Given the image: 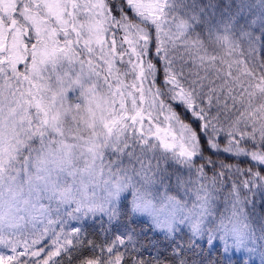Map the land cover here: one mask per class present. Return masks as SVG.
Returning a JSON list of instances; mask_svg holds the SVG:
<instances>
[{
  "label": "snow or ice",
  "instance_id": "snow-or-ice-1",
  "mask_svg": "<svg viewBox=\"0 0 264 264\" xmlns=\"http://www.w3.org/2000/svg\"><path fill=\"white\" fill-rule=\"evenodd\" d=\"M188 29L169 20L167 0H0V188L16 180L22 138L59 145L57 167L74 177L60 184L48 168L35 176L29 196L51 201V192L60 206L39 203L46 220L35 230L0 231V264H188L203 258L201 238L216 251V239L237 248L253 242L241 208L254 189L264 192V53L248 31L226 28L205 42ZM63 65L69 71H54ZM129 139L198 177L191 207L154 225L167 244L126 222L139 206L122 211L97 193L107 183L96 164L101 150L127 148ZM77 155L83 165L68 168ZM126 187L118 181L110 195ZM219 192L231 207L214 215ZM98 213L101 230L85 235L78 222Z\"/></svg>",
  "mask_w": 264,
  "mask_h": 264
},
{
  "label": "trees",
  "instance_id": "trees-1",
  "mask_svg": "<svg viewBox=\"0 0 264 264\" xmlns=\"http://www.w3.org/2000/svg\"><path fill=\"white\" fill-rule=\"evenodd\" d=\"M244 3L251 4V7H242V0H175L169 11V20H175L177 22L183 20L189 23L187 32L188 38H199L205 42H207L210 37L228 34L225 32L226 28L230 30L233 36H238L242 30L251 32L257 38V47L264 53V22H262L264 8L260 7V0H244ZM253 13H255V16L252 15ZM241 16L244 17L243 20L240 19ZM193 17H195V19H193ZM249 17H251V19H249ZM132 148H134L135 152L132 154L133 157L128 159V165L132 163L135 167H139L140 170L146 171L150 180L157 179L158 184L165 189L164 192L167 191L168 195L177 197L179 193L177 190L175 191L176 187L172 185L175 180L168 179L167 174L172 173L182 178L181 170L179 168H172L168 161L160 159L158 154L142 151L135 143L129 141L128 149ZM117 159H119V156L116 152H111L103 156V160L100 163L99 159L96 160L102 174L106 172L109 167L112 169L108 180L115 178L117 181L119 178H121L120 180H125L126 178L124 175H121V177L115 176L116 170L119 172V169L114 166V161ZM158 161L159 167H157ZM186 168L188 169L187 174H189V176L198 179L195 170L192 169L191 166ZM178 180L181 179L179 178ZM149 188L151 187L142 186V188H137L142 190L141 197H145L147 200L145 202L146 204L150 205V201L157 205H159L160 202H166L162 189L157 191V198L155 199L153 197V191ZM127 190L129 192V200H131V203H134L139 197H133L130 193V189ZM225 195L226 193L224 192L216 194L213 204L214 215L223 213L226 209L231 207L224 199ZM150 198H152V200H150ZM131 203L129 201L128 203L122 201L120 204L122 211L124 210L123 206H127V211L131 213V206L133 205H131ZM241 211L244 213L249 230L258 241L262 257H260V254L254 256L252 253H250V255H239L236 250L230 248L226 249L219 242V239L215 240V243L219 245V251H216L214 247L210 246L205 237L201 238L200 243L196 244V255L197 257L202 255L203 258L196 259L195 261L189 260L188 264H264V239L261 238L264 237V192H257L254 189L252 193H249L247 201L241 208ZM131 220H135L139 224L137 228L138 232H145L148 234V239L152 244L158 243V241L154 239L156 235L160 237L159 243H168L164 233L149 221L140 219L134 213H131V215L127 217L126 222ZM102 222L101 216H96L95 219L90 221L81 220L85 235L90 231L99 232ZM184 230L187 231V228L185 227ZM176 232L179 233L180 228H177ZM92 238L94 237H89V239ZM178 243H182V241H178ZM173 247H175V245H173ZM159 250L165 251L163 247ZM177 251H179V249H177ZM209 253H211L210 256ZM172 254L171 251L167 252L168 256ZM168 264H171V261H169Z\"/></svg>",
  "mask_w": 264,
  "mask_h": 264
},
{
  "label": "rangeland",
  "instance_id": "rangeland-1",
  "mask_svg": "<svg viewBox=\"0 0 264 264\" xmlns=\"http://www.w3.org/2000/svg\"><path fill=\"white\" fill-rule=\"evenodd\" d=\"M175 0H167V15L169 17L170 15V8L173 6V2ZM18 68L22 71L23 70V65H18ZM77 69L72 68L71 71H76ZM51 68L48 69L44 73L45 76H48L51 74ZM54 71H69V68L67 65L63 66H57V69ZM70 99L75 100L79 96V89L73 90L69 94ZM129 141H131L129 139ZM128 141V143H129ZM133 143V142H132ZM111 152H116V154L119 156V159L114 161V166L115 168L119 169V172L116 170V177H121V175H124L126 178L125 180H115L109 179V174H111L112 169L109 167L106 172L102 174V180L106 181L107 183H102L100 187L97 189V193L99 196H101L102 199H107L109 203H112V201H115V204L117 207H120V204L122 201L127 202L128 201L131 203V200H129L128 195L129 192L127 189H130V193L133 197L138 196L136 201L134 203H131V207L133 208L134 206H139V210L134 212L136 216H138L142 220H147L153 225L156 224L158 221L159 223L163 224L166 222L171 221L173 218H177L182 214L183 211H186L187 208L191 207L192 201H193V192L198 186V179H194L193 177L189 176L187 174L188 169L185 167L184 164L180 163L179 161H176L174 159H168V163L171 165L172 168H179L182 173V178L178 177L172 173H168V179L175 180L173 182V186L176 187L175 191L177 190L179 194L178 196H170L167 194V191L164 192V188L158 184L157 179L150 180L146 171H142L139 169V167H135L132 163L128 165V159L133 157L132 154H134V148L128 149L127 148H120L119 150L116 147L112 146H105L101 150L100 158H99V163L103 160V156L111 153ZM126 161V162H125ZM84 162V157H82L81 162L78 164L79 166H82ZM97 167H98V163ZM99 168V167H98ZM181 180H178V179ZM120 182L121 185L127 184L126 188H123L122 191L117 193L115 196H111V193H115V184L117 182ZM155 183H153V182ZM142 186H147L151 187L149 188L151 191H153V197L156 199V193L159 189L163 190L165 200L166 202L164 203H159L157 205L156 203H151L150 205L146 204L145 202L147 201L145 197H141V192L142 190L137 189V188H142ZM170 188V187H169ZM152 200V198H150ZM131 208V209H132ZM96 216H102V214H96L95 216L90 215L87 218H84L82 220H92L95 219ZM107 219V217H104ZM181 225H183V222L180 221ZM78 226L83 228L81 220L78 222ZM219 242L226 248H230L233 250H236V252L241 255V254H248L252 253L254 256L258 255L261 253L259 246H258V241L256 238L253 240V242L249 243L247 247H240L237 248L233 246L231 243L226 244L225 241L222 239H219ZM260 257H262V254H260Z\"/></svg>",
  "mask_w": 264,
  "mask_h": 264
},
{
  "label": "clouds",
  "instance_id": "clouds-1",
  "mask_svg": "<svg viewBox=\"0 0 264 264\" xmlns=\"http://www.w3.org/2000/svg\"><path fill=\"white\" fill-rule=\"evenodd\" d=\"M3 119L6 123L3 130L5 135H8L11 130L12 121L8 117L7 108H5ZM22 139H24V142L20 145L16 159L12 164L11 175L16 176V180L10 184L5 179L3 187L0 188V231L6 233L35 230V228L42 226L43 221L46 220V216L40 213L39 203H43L45 206L49 203L53 207L60 206L58 205V196L53 195L51 192L47 193V195L53 196L51 201L43 200L38 203L35 191H32V195L29 196L32 185L37 183L34 179L35 176L37 174H47L42 169L48 168L54 177H59L60 184H72L74 180V177L69 176L67 171L61 172L57 167L55 150L59 145H41L37 138ZM29 146H31V151H29ZM25 160H27V172L24 170ZM81 160V156H74L72 164L67 167L77 166ZM17 172L19 175H17ZM40 184L42 188V182ZM10 188L16 192L15 198L13 197V192L9 191ZM26 200L30 202L26 204ZM61 207L66 208L67 205ZM37 216L40 218L37 219Z\"/></svg>",
  "mask_w": 264,
  "mask_h": 264
}]
</instances>
